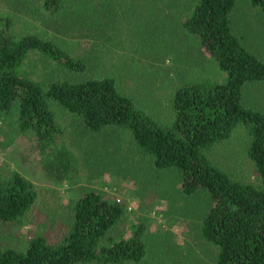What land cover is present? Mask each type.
Masks as SVG:
<instances>
[{
  "label": "rangeland",
  "instance_id": "rangeland-1",
  "mask_svg": "<svg viewBox=\"0 0 264 264\" xmlns=\"http://www.w3.org/2000/svg\"><path fill=\"white\" fill-rule=\"evenodd\" d=\"M199 1L68 0L64 11L50 13L44 0H0V17L12 20L13 27L7 30L11 36L44 37L88 63L87 73L72 75L31 54L26 76L47 83L113 78L120 94L170 126L175 121L173 98L180 87L224 77L216 60L186 27ZM248 2L237 4L233 30L264 63V10ZM245 100L264 112V82L250 83ZM57 110L65 132L61 144L74 156L64 181L47 172L48 150L32 134L19 130L17 115L0 112V175L10 178L19 173L39 193L38 203L22 225H0V250L19 248L38 235L57 243L70 228L75 203L96 191L123 210L107 241L129 239L143 229L146 255L138 264H217V248L202 237V225L212 208L205 192L184 194L178 172L159 170L129 130L94 133L80 117ZM247 143L248 132L239 127L229 140L205 154L232 180L257 185Z\"/></svg>",
  "mask_w": 264,
  "mask_h": 264
},
{
  "label": "trees",
  "instance_id": "trees-1",
  "mask_svg": "<svg viewBox=\"0 0 264 264\" xmlns=\"http://www.w3.org/2000/svg\"><path fill=\"white\" fill-rule=\"evenodd\" d=\"M44 1L48 12L58 13L68 0ZM239 1L200 0L186 21L188 31L200 39L224 77L180 87L173 98L175 121L170 126L120 94L113 78L47 83L26 76L31 54L72 75L87 73L88 63L44 37L11 36L7 30L12 29V20L0 17L4 28L0 30V112L16 114L19 130L32 134L48 150L46 170L58 181L69 178L74 156L61 144L65 132L57 109L80 117L94 133L108 128L129 130L159 170L178 172L184 194L202 191L208 195L212 208L202 225V237L217 248V264H264V112L245 100L250 83L264 82V63L233 30L232 16ZM250 1L264 10V0ZM239 127L248 132L257 185L232 180L205 154L229 140ZM38 198L35 186L19 173L10 178L0 175V225H22ZM122 215L120 205L89 191L75 203L70 228L57 243L38 235L19 248L1 249L0 264H138L146 255L143 229L129 239L107 241Z\"/></svg>",
  "mask_w": 264,
  "mask_h": 264
},
{
  "label": "crops",
  "instance_id": "crops-1",
  "mask_svg": "<svg viewBox=\"0 0 264 264\" xmlns=\"http://www.w3.org/2000/svg\"><path fill=\"white\" fill-rule=\"evenodd\" d=\"M249 3V2H248ZM251 6V5H250ZM252 7V6H251ZM256 8V7H255ZM253 54V53H252Z\"/></svg>",
  "mask_w": 264,
  "mask_h": 264
}]
</instances>
